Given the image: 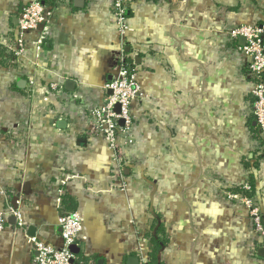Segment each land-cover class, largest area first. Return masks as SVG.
I'll return each instance as SVG.
<instances>
[{"label": "crops", "instance_id": "1", "mask_svg": "<svg viewBox=\"0 0 264 264\" xmlns=\"http://www.w3.org/2000/svg\"><path fill=\"white\" fill-rule=\"evenodd\" d=\"M32 1L0 0V36ZM39 1L56 9L48 34H29L20 61L0 42V264H32L33 241L59 248L58 221L73 213L82 218L74 264H147L157 225L167 240L159 264H264L247 208L221 193L244 196L251 183L264 220L253 86L243 44L227 33L264 25V0H133L123 33L113 0ZM125 58L142 92L129 151L110 149L85 108L107 100ZM54 85L73 102L62 113Z\"/></svg>", "mask_w": 264, "mask_h": 264}, {"label": "built area", "instance_id": "2", "mask_svg": "<svg viewBox=\"0 0 264 264\" xmlns=\"http://www.w3.org/2000/svg\"><path fill=\"white\" fill-rule=\"evenodd\" d=\"M67 1V0H66ZM65 0L58 4H62ZM66 3V2H65ZM133 0H113L111 4V16L119 32L128 30L125 21L127 8L132 5ZM52 8H47L39 0H33L26 6L22 7L17 16V24L12 31V35H1L0 42L12 54L15 61H20L28 49L27 36L29 34L39 33L40 35L48 34L45 26L54 17ZM42 30V31H41ZM229 38L235 42L243 38L244 44L239 47L240 55L246 60V68L253 86L251 95L253 97L252 116L257 130V136L264 139V27L262 29L251 26H231L227 30ZM41 38H37L36 45L40 46ZM14 60V59H13ZM115 74L112 81L105 86V91L111 94L107 100L98 105L89 103L85 105L86 112L93 118L97 130L96 133L101 135L110 149L120 148L129 151L135 140L133 139V117L132 108L137 101L142 99V92L138 82L135 70L129 72L123 66V59L118 61L115 66ZM52 92L59 104L58 113L64 112L61 108L70 106L73 103L69 97H63L58 94L56 86H52ZM120 106L119 114L114 110L115 106ZM53 111L50 110L49 113ZM123 121V128L118 125ZM122 140H125L124 142ZM264 141V140H263ZM116 174L120 170L115 168ZM214 181H210L213 183ZM214 182L213 188L221 190L220 184ZM244 196H239L230 191L221 193L228 200L241 202L247 208L248 215L251 219L255 239L257 240L258 250L264 251V220L259 215V209L256 206L252 194V188L248 183L241 187ZM17 217L20 219L19 214ZM1 222V220H0ZM59 227L61 228L60 241L61 246L54 248L41 241H33L32 246L37 256L32 264H74L76 256L72 248L79 240L82 230V218L79 214L73 213L60 217ZM149 249L143 252V258L147 256Z\"/></svg>", "mask_w": 264, "mask_h": 264}, {"label": "trees", "instance_id": "3", "mask_svg": "<svg viewBox=\"0 0 264 264\" xmlns=\"http://www.w3.org/2000/svg\"><path fill=\"white\" fill-rule=\"evenodd\" d=\"M62 2V0H59V3ZM4 49L0 47V57H8V54L5 53L4 55ZM7 58L3 61L6 63ZM123 66L129 71L132 72L134 70V61L129 58L123 59ZM256 130V129H255ZM254 130V132H255ZM257 138V135H256ZM250 187L253 190V186L251 183H248ZM239 190H235V192H238ZM157 230L153 235L148 236V244H149V252L147 253L148 261L147 264H159L158 261V255L161 249L165 246L167 243L166 238L164 237L163 228L161 225H157L155 227ZM257 254V252H255ZM77 256V255H76ZM257 257V255H255ZM80 258V257H79ZM79 261H82L81 258ZM79 261L77 262L79 264ZM82 264V262L80 263Z\"/></svg>", "mask_w": 264, "mask_h": 264}, {"label": "water", "instance_id": "4", "mask_svg": "<svg viewBox=\"0 0 264 264\" xmlns=\"http://www.w3.org/2000/svg\"><path fill=\"white\" fill-rule=\"evenodd\" d=\"M240 42H241L242 44H244V39H243V38H240ZM17 85H18V88H22V86L24 85V82L21 81V80H19V81L17 82ZM73 85H74L73 82H71V81H67V82H66V89H68V90H72ZM109 93H110V92H109ZM110 94H111V93H110ZM114 110H115V112H116L117 114H119L120 106H119V105H116L115 108H114ZM119 124L122 125V124H123V121H122V120L119 121ZM65 125H66V123H65L64 121L59 122V123H58V128L63 129V128L65 127ZM71 250H72V252L74 253V252H75V247H73ZM259 253H260V255L264 256V251H263V250H259ZM126 264H139V260L136 259V258L131 257V258H128V259H127V263H126Z\"/></svg>", "mask_w": 264, "mask_h": 264}, {"label": "rangeland", "instance_id": "5", "mask_svg": "<svg viewBox=\"0 0 264 264\" xmlns=\"http://www.w3.org/2000/svg\"><path fill=\"white\" fill-rule=\"evenodd\" d=\"M243 26H251V27H256V28H259V29H262L263 27H264V25H262V26H260V25H258V24H254V25H243ZM264 34L262 33V35L261 36H263ZM251 139V138H250ZM156 142H154V144H156L155 145V148L154 149H156V148H158V139H157V137H156ZM264 139L261 137V136H257V138H255V140H253L252 142L254 143V142H256L257 143V145L259 146L258 148H261L260 149V154H262V155H264V141H263ZM123 142L125 141V140H122ZM258 152V151H257ZM158 154L157 153H154L153 154V160H157V159H159V158H157L158 156H157ZM155 163H157V162H155ZM157 171H158V169L157 168H153L152 169V173H155V174H157ZM154 233L153 232H151L150 233V235H153ZM145 252V251H144ZM146 258V257H145ZM146 262H147V260H146ZM145 264V263H144Z\"/></svg>", "mask_w": 264, "mask_h": 264}]
</instances>
